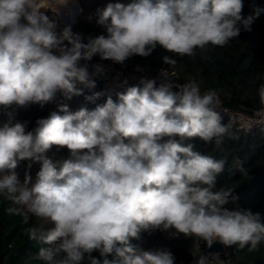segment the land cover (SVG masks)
I'll return each instance as SVG.
<instances>
[{
    "label": "clouds",
    "instance_id": "9594fccd",
    "mask_svg": "<svg viewBox=\"0 0 264 264\" xmlns=\"http://www.w3.org/2000/svg\"><path fill=\"white\" fill-rule=\"evenodd\" d=\"M243 8V0H110L94 13L104 31L85 36L71 24L60 27L36 0H0V106L43 107L58 94L83 95L105 75L103 63H92L96 57L124 65L159 46L174 54L162 57L174 66V56L223 47L264 12L253 5L244 15ZM160 75L159 84L125 81L115 96L93 92L87 100L106 98L92 110L60 104L30 130L27 121L0 126V198L24 225L33 217L51 225L25 228L43 245L44 264H175L166 248L144 251L132 243L156 231L192 238L193 264H225L201 242L249 252L264 243L260 213L241 209L234 189H217L224 161L184 143L236 138L217 111V92L202 93L194 79L176 83L163 68ZM258 96L264 106V83ZM53 146L69 155L54 161Z\"/></svg>",
    "mask_w": 264,
    "mask_h": 264
},
{
    "label": "trees",
    "instance_id": "16d2710c",
    "mask_svg": "<svg viewBox=\"0 0 264 264\" xmlns=\"http://www.w3.org/2000/svg\"><path fill=\"white\" fill-rule=\"evenodd\" d=\"M78 2L82 12L72 24L73 31H79L85 36L102 33L104 29L96 23L94 13L98 7H104L110 0ZM120 2L127 3L128 0ZM243 4L244 15L252 13L253 5L264 8V0H243ZM47 14L57 20L60 27L64 26L59 18L51 15V12ZM165 55L174 54L158 46L148 57L134 56L126 61L124 66L137 75L141 72H136V68H141L143 71L141 77L150 78L154 77L160 68L165 67L172 72L173 78L181 83L194 79L202 93L210 89L217 92L219 98L217 111L223 116L224 123H232V133L236 138L225 137L220 145H215L214 142L206 144L198 138L185 140L184 143L192 144L194 150L202 154L223 160L224 169L217 177V189H234L233 194L238 197L239 207L260 213L264 219V124L251 129L240 128L230 117L231 114L252 117L264 109L258 96V88L264 83V12L254 20L250 31L242 30L239 37L232 39L223 47L208 45L205 50H197L194 58L174 56L177 60L174 66L162 62ZM97 62L113 64L111 61L101 62L96 57L92 63ZM108 78L106 75L98 76L95 78L94 89L85 88L83 95L71 99L58 94L53 103L43 107L38 104L27 107L12 105L8 108L0 106V126L27 121L30 130L38 118L47 117L50 112L56 111L60 104L68 105L71 111L81 107L92 110L97 104H102L106 97L102 96L96 101H89L86 97L91 96L93 92L103 91V84ZM131 85H135L134 80L127 82L126 86ZM123 90L119 88V91ZM68 155L66 148L57 151L56 146L48 153L54 161ZM26 170L27 162H21L16 169L21 179ZM38 170L39 164H33L30 174L35 177ZM10 207L14 205L0 198V264H44L38 258V250L43 245L29 239L25 228L32 225L47 228L51 225L34 217L29 221V225H24L19 216L8 212ZM132 243L144 251L166 248L173 253L175 264H193V257L189 251L192 238L183 234L173 237L168 232L161 231L142 233L141 238L133 240ZM201 245L204 252H209V249L203 246V242ZM220 257L225 264H264V243L255 252H249L247 248L238 250L236 246L225 247V252L220 254Z\"/></svg>",
    "mask_w": 264,
    "mask_h": 264
},
{
    "label": "built area",
    "instance_id": "2783aa9c",
    "mask_svg": "<svg viewBox=\"0 0 264 264\" xmlns=\"http://www.w3.org/2000/svg\"><path fill=\"white\" fill-rule=\"evenodd\" d=\"M104 66H105V75L108 76L109 78L103 84V92L111 91L113 96H115V92L119 91L120 85L123 82L125 81L129 82L130 80L132 81L134 80V84H137L139 81V79L136 78L137 74L130 72L124 65L115 66L113 64H104ZM162 68L166 69L167 75L170 79H172L176 83H181L177 81L175 78H173L172 72H170L167 68L165 67ZM137 71L143 73L141 68H136V72ZM152 78H155L157 80V83L159 84L163 79V77H161L160 75V70ZM230 117L233 122L239 124L240 128L251 129L255 126L264 124V109L263 111L255 114L252 117H246L241 114H231Z\"/></svg>",
    "mask_w": 264,
    "mask_h": 264
},
{
    "label": "rangeland",
    "instance_id": "374dc122",
    "mask_svg": "<svg viewBox=\"0 0 264 264\" xmlns=\"http://www.w3.org/2000/svg\"><path fill=\"white\" fill-rule=\"evenodd\" d=\"M37 6L41 11L51 12V15L60 19V22L63 25L73 24L76 21L78 15L81 14L82 8L78 0H68L67 5H65V0H36ZM79 4L80 12L78 15H75L76 5ZM59 12V16H56V13ZM142 74L139 73L136 75V78L141 77ZM151 79L150 77H146Z\"/></svg>",
    "mask_w": 264,
    "mask_h": 264
},
{
    "label": "water",
    "instance_id": "95a60500",
    "mask_svg": "<svg viewBox=\"0 0 264 264\" xmlns=\"http://www.w3.org/2000/svg\"><path fill=\"white\" fill-rule=\"evenodd\" d=\"M80 11V6L79 4H77L75 15L77 16ZM209 252H218L220 254H223L225 252V247L219 243H215L213 247L209 249Z\"/></svg>",
    "mask_w": 264,
    "mask_h": 264
}]
</instances>
